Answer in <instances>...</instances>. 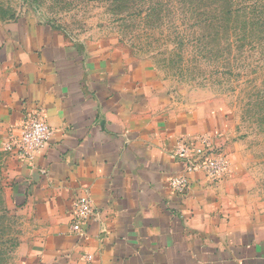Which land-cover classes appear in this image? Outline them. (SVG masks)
I'll return each instance as SVG.
<instances>
[{
  "label": "crops",
  "instance_id": "0c3cea01",
  "mask_svg": "<svg viewBox=\"0 0 264 264\" xmlns=\"http://www.w3.org/2000/svg\"><path fill=\"white\" fill-rule=\"evenodd\" d=\"M6 36L17 68L5 107L16 126L37 108L52 130L32 162L18 160L17 199L37 229L27 264H264V214L239 195L231 161L221 181L196 173L185 194L170 189L176 144L211 133L154 76L109 50L83 57L45 24H9ZM83 194L94 216L75 233Z\"/></svg>",
  "mask_w": 264,
  "mask_h": 264
},
{
  "label": "rangeland",
  "instance_id": "374dc122",
  "mask_svg": "<svg viewBox=\"0 0 264 264\" xmlns=\"http://www.w3.org/2000/svg\"><path fill=\"white\" fill-rule=\"evenodd\" d=\"M113 3L0 0V264H27L37 231L17 199L23 195L17 152L24 125L14 124L4 102L17 68L3 51L13 23L48 25L83 57L94 49L109 50L154 76L175 107L205 122L209 139L218 136L214 148L239 169V195L253 212L264 214V41L261 47L245 43L239 51L233 37L231 44L224 35L216 38L213 29L194 28L180 17L151 29L141 20L148 5L139 12ZM254 45L257 51H250Z\"/></svg>",
  "mask_w": 264,
  "mask_h": 264
},
{
  "label": "trees",
  "instance_id": "16d2710c",
  "mask_svg": "<svg viewBox=\"0 0 264 264\" xmlns=\"http://www.w3.org/2000/svg\"><path fill=\"white\" fill-rule=\"evenodd\" d=\"M113 2L117 8L130 10L135 7V11L139 12L148 5L141 20L151 29L163 27L167 20L180 17L191 21L194 28L213 29L216 38L224 35L231 44L233 37L239 51L243 50L245 43L252 45L253 42L260 44V41H264L263 0H154L149 4L147 0ZM255 50L254 45L250 51Z\"/></svg>",
  "mask_w": 264,
  "mask_h": 264
},
{
  "label": "built area",
  "instance_id": "2783aa9c",
  "mask_svg": "<svg viewBox=\"0 0 264 264\" xmlns=\"http://www.w3.org/2000/svg\"><path fill=\"white\" fill-rule=\"evenodd\" d=\"M37 108L31 111L23 124L18 140V160L30 163L35 156L40 154L52 130ZM211 139L199 136L193 141L178 142L173 153V159L182 163L179 173L170 178V189L178 194H185L189 189L190 176L200 173L211 182H218L230 171V160L220 150L214 148ZM71 230L75 233L82 232L83 226L94 216V208L87 194L79 195L72 205Z\"/></svg>",
  "mask_w": 264,
  "mask_h": 264
}]
</instances>
